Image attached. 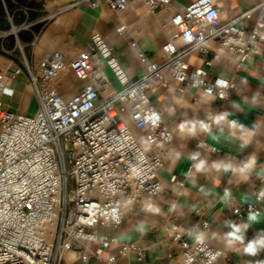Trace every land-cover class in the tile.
Listing matches in <instances>:
<instances>
[{"label":"built area","instance_id":"obj_1","mask_svg":"<svg viewBox=\"0 0 264 264\" xmlns=\"http://www.w3.org/2000/svg\"><path fill=\"white\" fill-rule=\"evenodd\" d=\"M10 1L8 8L6 0H0L9 25L0 29V54L8 60L0 68V264H73L92 259L114 264L137 247L101 230L123 224L124 199L161 190L159 169L174 137L154 92L195 100L198 90L211 91L222 104L236 84L231 77L214 74L216 53L205 42L219 41L236 51V61L247 60L264 45V0L226 19L220 17L218 0H190L159 17L167 35L158 49L160 61L149 59L121 25L118 32L127 31V43L142 69L136 78L128 75L112 45L96 29L80 49L73 51L67 43L42 50L34 61L32 48L27 54L24 48L31 47L57 10L47 8L46 0ZM139 1L148 12L158 14L173 0ZM103 3L115 15L130 6V0H76L64 5ZM254 9L257 14L252 16ZM247 20L252 21L250 27ZM192 53L200 54V65L189 63ZM66 71L74 82L82 81L72 94L61 79ZM17 75L31 85L35 102L31 114L2 106L1 95L12 94L11 82ZM218 80L228 86L217 87ZM167 178L181 183L174 173ZM249 204L258 210L256 203L246 201L228 208L220 218L241 221ZM114 207L119 222L103 217ZM51 222L55 225L48 239L45 230ZM161 228L178 250L174 264H225L226 253L219 243L208 237L203 244L187 240L172 220L165 219ZM69 251L77 256L67 262L64 255Z\"/></svg>","mask_w":264,"mask_h":264},{"label":"crops","instance_id":"obj_2","mask_svg":"<svg viewBox=\"0 0 264 264\" xmlns=\"http://www.w3.org/2000/svg\"><path fill=\"white\" fill-rule=\"evenodd\" d=\"M46 1L48 5L65 3L73 5L76 0ZM137 1L130 0L128 9L118 15H115L106 3L98 7L86 5L71 6L72 8L64 12L77 11L74 20L65 35L54 42L61 40L62 45L69 43V47L76 51L88 40L91 31L96 29L112 45L118 61L126 69L128 75L131 78H136L142 73L141 66L135 57V52L127 43V33L125 35L120 34L118 28L124 24L129 34L138 42L140 49L153 61L161 60L158 49L167 39V35L160 27L158 20L159 14L165 8L158 14L150 13L143 3L139 0ZM189 1L173 0L170 5L166 6L168 15L175 8ZM247 1L218 0L217 4L221 7L222 14L230 18L240 10L249 7ZM256 14L257 10L254 9L252 16ZM251 24V20L246 21L247 27H250ZM44 30L31 45L34 61L39 59L42 50H46V47L41 48L39 46V40ZM22 38L25 42L30 41V37L27 34H23ZM261 46L258 51L251 53L250 57L244 61L231 63L225 58L220 61L219 59L216 60V57L213 59L212 68L214 74L231 77L236 84L235 90L222 104H218L213 96L211 99H205L206 94L201 90L197 91L195 100H191L189 96H186L189 101L195 104L199 103L200 98L208 101L210 103L209 115L229 112L231 113L230 119H236L247 127L257 125L254 138L246 147L241 148L238 140L227 138V128H225V136L221 137L218 143L213 142L205 134L195 138L173 137L170 146V156L165 166L160 170V183L164 189L156 193L157 195L153 200L148 199L145 202L134 200L138 203L136 206L141 209L133 208V206L127 207L132 210L127 211V214V208L124 210L126 218L120 227L101 230L106 235H116L120 241H132L137 247L136 252L119 257L114 264H174V257L178 250L170 243L167 231L161 228V224L165 219L174 221L187 240H193V237L189 235V230L191 229L198 227L200 231L207 232L208 238L213 240L214 243H219L224 248L226 253L225 264H234L236 262L264 264V252L256 257H248L227 247L221 238H213L211 235L216 232L222 236L224 232L228 231L224 222L233 220L221 219L220 216L228 208L241 204L240 198L243 196L249 197L248 201L256 203L259 211H264V201L255 199L256 194L261 189H264V175L259 174L264 171V45ZM189 63L200 65L202 57L200 54L192 53L189 56ZM74 80L72 81L74 82ZM71 82H63L67 86L68 91L71 92L70 94L75 91L76 87V82L73 85ZM11 86L13 88L11 95H1L2 106L10 111L20 109L28 114L33 113L35 102L30 83L26 81L23 75H17L13 77ZM175 96L160 91L154 92L157 107L163 118L170 122L173 130H176L177 125L186 120L200 119L207 121L209 115L206 113L191 111L183 113L179 110L174 100ZM213 131L216 132L215 126ZM209 146H214L215 150H210ZM177 152L182 153L179 160L175 159V153ZM196 152H199L200 157L207 159L209 163L225 159L237 165L249 156L255 155L257 157V169L247 181H243L230 173H197L196 183L193 185L187 178L186 173L193 163L188 157ZM227 154L231 160L226 158L228 157ZM170 172L181 179L180 184H170L167 178ZM201 188L209 194L205 195ZM226 188L231 190L233 196L232 202L227 205L223 204L219 199ZM149 201L158 206L163 203L169 204L164 206L160 215H153L144 209V205ZM173 203L178 206L176 212L170 211V206ZM247 214L242 220L246 219ZM241 221L233 222L239 223ZM204 222L208 225L207 229L204 227ZM141 224L144 225L143 232L139 231ZM261 230H264V221L249 228L245 237L246 241L252 239ZM73 264H103V261L92 259L88 262H82L78 260Z\"/></svg>","mask_w":264,"mask_h":264},{"label":"clouds","instance_id":"obj_3","mask_svg":"<svg viewBox=\"0 0 264 264\" xmlns=\"http://www.w3.org/2000/svg\"><path fill=\"white\" fill-rule=\"evenodd\" d=\"M217 87L226 88L228 86L225 80H218ZM223 95V93H221ZM211 91L206 94L205 99H211ZM231 113L222 112L217 115H209L206 120H186L177 125V133L181 137H198L201 134L207 135L213 142L218 143L221 137L225 136V128L228 129V137L230 139L238 140L240 142V147H246L251 140L256 135L257 125L253 127H247L243 123L239 122L236 119H230ZM158 119V117H155ZM216 128V132L213 131V128ZM239 133V135H237ZM215 150V149H213ZM182 156V153H175V159L179 160ZM193 163L191 168L186 173L187 178L195 185L197 173L210 174L212 172L216 173H230L233 176L239 177L243 181H247L253 172L257 169V157L255 155L249 156L240 164H234L231 161L226 160H216L211 163L207 159L200 157V153L196 152L191 154L188 157ZM264 175V171L259 173ZM201 191L205 195L209 194L203 188ZM220 201L223 204H230L233 200L232 192L230 189H224L223 194L219 197ZM255 199L258 201H264V189H261L255 196ZM249 200V197L243 196L240 198V203H245ZM177 204L173 203L170 206V211H177ZM146 212L153 215H160L161 208L152 203L151 201L147 202L144 205ZM103 217L119 222L118 208L114 207L111 210L105 211ZM264 221V211L253 210L251 204H249L248 214L245 220L241 222L225 221L224 224L228 228V231L224 232L222 236L219 233L213 232L211 235L213 238H221L225 245L229 248L234 249L237 253L248 256L256 257L260 253L264 252V230L258 231L252 239L246 241V233L250 227L255 224ZM94 223L95 221H91ZM205 229L208 228V225H204ZM176 229L173 228V231ZM139 231H144V225L139 226ZM189 235L193 237L197 244H203L208 236L207 232L200 231L199 228L189 230Z\"/></svg>","mask_w":264,"mask_h":264},{"label":"bare ground","instance_id":"obj_4","mask_svg":"<svg viewBox=\"0 0 264 264\" xmlns=\"http://www.w3.org/2000/svg\"><path fill=\"white\" fill-rule=\"evenodd\" d=\"M137 1V0H136ZM138 2V1H137ZM74 10V9H73ZM77 11H70V12H62L60 13L53 21H51L46 29L44 30L40 40H39V46L42 47H47L49 46L48 44L53 43L56 39L61 38L63 35H65V33L67 32L68 28L70 27L71 23L74 20V17L76 15ZM80 13V12H79ZM78 15V14H77ZM160 17L164 16V15H168L167 9L165 7V9L159 14ZM222 12H221V19H222ZM126 27V26H125ZM127 31L124 32H119L120 34H126ZM205 46L208 49H211L212 51H214L216 53V60L219 59V61L223 58L228 59L231 63H233L236 59V51L233 48H229L227 46H225L224 44L220 43L219 41H215V40H208L205 42ZM4 61V62H3ZM5 62L8 63V60L5 59V57H3L0 54V68H4L5 67ZM64 75V74H63ZM111 86L113 87V84H111ZM107 88H110V85H107ZM29 89V86H28ZM203 91V90H201ZM204 92V91H203ZM205 94H207L206 92H204ZM213 96V95H211ZM214 97V96H213ZM215 98V97H214ZM175 103L178 107L179 110H181L183 113H186L187 111H191V112H201V113H206L207 115L210 114V103L208 101H206L205 99L200 98L199 99V103L195 104L192 103L191 101H189V99L182 95H176L175 98ZM126 122L127 124H129L131 126L130 120L128 118H126ZM173 135L176 138L177 136H180L176 130H173ZM170 156V150H169V155L166 158L164 164L162 165V167L159 169V176H160V170L165 166V164L168 161V158ZM228 156V154H227ZM224 158V157H223ZM226 158H229L226 157ZM225 160V159H222ZM229 160H231L229 158ZM162 186V185H161ZM164 187L162 186L161 190H163ZM158 193V192H156ZM154 193V194H156ZM152 193H143V194H138L136 195L133 199H124L122 201L121 207L124 213V204L127 201H133V200H140L142 202L147 201L149 198L151 199V195H154ZM55 223L51 222L50 225L47 226L46 230H45V235L48 239L51 238V230L54 227ZM77 256V253L74 251H69L67 253H65V259L67 262L71 261L72 259H74ZM221 260V258H219V261Z\"/></svg>","mask_w":264,"mask_h":264},{"label":"rangeland","instance_id":"obj_5","mask_svg":"<svg viewBox=\"0 0 264 264\" xmlns=\"http://www.w3.org/2000/svg\"><path fill=\"white\" fill-rule=\"evenodd\" d=\"M258 0H248L247 1V3H249V6L250 5H252V4H254V3H256ZM50 7H52V8H54L55 10H57V13H55V17H53L52 18V20H50L49 21V23L51 22V21H53L60 13H62V12H64V11H67V10H69L70 8H72V7H68V8H65V5L64 4H60V5H52V4H50V5H47V8H50ZM227 18V16H224L223 15V19H226ZM49 46H47L46 47V50H50V49H53V48H63L64 47V44L62 45L61 44V40H58V41H56V42H54V43H50V44H48ZM30 50H31V47L29 46V47H25L24 48V51L26 52V54H27V51H29L30 52ZM42 52V51H41ZM236 59H237V56H236ZM236 59H235V61H236ZM4 62V61H3ZM6 63V62H5ZM63 78H65V79H63ZM62 82H64V81H67V82H71L72 80H74L75 78H74V76H73V74L70 72V71H66V74H64L63 76H62ZM73 82V81H72ZM71 82V83H72ZM80 84H82V81H80V82H78V83H76V86H79ZM71 92H69L68 91V94H70ZM172 182H170V184H171ZM140 194H143V193H140ZM156 195L157 194H154V195H151L152 197H151V200H153V199H155V197H156ZM150 199V198H149ZM136 204H138L136 201H127L125 204H124V210L127 208V207H129V206H133V208L135 207L136 209H141L140 207H137L136 206ZM169 203H163V204H161V205H159V207L161 208V211H162V209L164 208V206H167ZM132 209L131 208H127L126 209V214H127V211H131ZM125 218H126V215H125ZM64 257H65V255H64Z\"/></svg>","mask_w":264,"mask_h":264},{"label":"trees","instance_id":"obj_6","mask_svg":"<svg viewBox=\"0 0 264 264\" xmlns=\"http://www.w3.org/2000/svg\"><path fill=\"white\" fill-rule=\"evenodd\" d=\"M24 2V0H20ZM6 5L8 8L12 7V3L10 0H6ZM4 13L3 8L0 4V29H6L9 25L8 22L2 17V14Z\"/></svg>","mask_w":264,"mask_h":264}]
</instances>
